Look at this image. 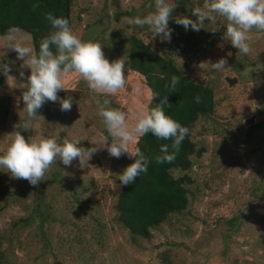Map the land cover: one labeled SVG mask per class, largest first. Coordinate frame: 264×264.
<instances>
[{
	"label": "rangeland",
	"instance_id": "rangeland-1",
	"mask_svg": "<svg viewBox=\"0 0 264 264\" xmlns=\"http://www.w3.org/2000/svg\"><path fill=\"white\" fill-rule=\"evenodd\" d=\"M169 3L175 4L174 0ZM204 0H190L173 10L169 28L180 47L168 48V40L133 23L154 11V0H72L71 29L83 41L103 47L109 61H125L126 85L114 97L88 95L74 90L72 108L61 111L59 102H46L42 116L27 119L21 90L0 71V154L9 134L21 131L29 137H67L81 146H101L110 139L97 115V101L110 99V107L127 110L145 107L148 89L129 74V38L141 37L152 49L171 57L190 78L213 88L215 106L191 128L196 149L187 172L188 205L151 230L144 239L132 235L116 217L120 191L119 173L129 165L128 155L109 156L106 149L93 155L86 169L79 161L71 166L54 163L38 186L14 179L0 169V247L8 264H264V32L250 33L252 51L242 55L224 40L226 21H205L200 31L175 23L174 17L192 16L191 9ZM118 15V19L116 18ZM33 46L31 34L23 31ZM0 36V69L8 65L17 83L21 60L5 46ZM227 59L222 71L200 70L201 61ZM139 85L141 93L135 89ZM136 94L138 100H133ZM254 117L252 124L245 119ZM131 123V118H129ZM257 124V125H256ZM253 129L251 130V127ZM184 171L175 170L179 176Z\"/></svg>",
	"mask_w": 264,
	"mask_h": 264
},
{
	"label": "clouds",
	"instance_id": "clouds-1",
	"mask_svg": "<svg viewBox=\"0 0 264 264\" xmlns=\"http://www.w3.org/2000/svg\"><path fill=\"white\" fill-rule=\"evenodd\" d=\"M175 7L176 4L169 3V0H154V11L143 17L137 16L130 23L141 28L147 26L155 37L170 41L172 30L169 28V20L173 19ZM191 13L195 19L181 15L174 17L175 23L182 25L185 30L190 27L198 32L204 28L206 20L215 24L217 17H222L226 21L224 40L242 55L252 51L249 43L252 30L264 32V0H204L203 6L192 8ZM46 19L52 31L40 42L38 53L18 26L9 27L2 37L7 49L14 51L17 59L22 61L20 77H25L23 69H30V74L20 83H17L16 77L9 75L8 65L0 69L7 79L13 80L15 88L21 90L20 99L27 116L21 127L25 131L31 130L32 121L42 117L38 111L46 102H59L61 111L71 110L73 98H61L58 95L59 91L66 90L64 78L70 73L78 74L92 93L107 97H114L127 83L123 59L109 61L99 43L83 41L73 33L68 19L51 13L46 14ZM209 63L211 70L222 71L227 65V59L222 57L216 62L201 61L197 67L208 70ZM179 83V75H172L166 87L176 92ZM135 91L141 93L139 85ZM157 98L158 94H153L149 103ZM195 102H201L199 95L195 97ZM110 103L108 98L103 103L97 101V115L110 138L101 139V146L91 142L92 147H83L80 140L67 137L59 142L49 137L26 139L21 131H13L9 134L7 147L0 154V169H5L14 179H24L32 186H38L45 180L46 173L54 163L59 161L64 166H71L73 161L78 160L79 167L86 169L93 155L106 149L111 157L118 159L127 154L130 159H134L119 173L120 184L127 186L147 171L148 164L141 149L137 146L130 150L129 145L134 141L138 143V138L148 133L157 139L171 141L172 154H169L168 144L162 145L160 151L163 155L155 157L156 163L174 161L175 154L180 151L190 130L165 114L163 105L168 103L167 97L155 107L141 109L129 106L127 110H121L110 107Z\"/></svg>",
	"mask_w": 264,
	"mask_h": 264
},
{
	"label": "trees",
	"instance_id": "trees-1",
	"mask_svg": "<svg viewBox=\"0 0 264 264\" xmlns=\"http://www.w3.org/2000/svg\"><path fill=\"white\" fill-rule=\"evenodd\" d=\"M71 1L0 0V36H4L9 27L18 26L31 34L33 48L38 53L40 42L52 31L46 14L51 13L56 17L68 19L71 27ZM174 2L181 8L190 4V0ZM115 19H118V15ZM179 47L177 34L171 32L168 48L175 51ZM128 66L129 74L149 90V101L153 94H158L156 100H152L151 104L148 101L143 108L155 107L160 100L167 97L168 103L163 105L165 114L190 130L171 163L158 164L155 161L156 156L163 155L160 148L164 144L169 145V154H172L170 140L157 139L148 133L139 137L138 143L134 141L129 145L130 150L137 146L141 149L148 160L147 171L142 172L132 184L121 185L115 204V219L132 235L149 239L153 228L167 220L171 214L183 211L188 205L187 185L191 184L193 179L187 172L193 166L192 156H201L204 151L203 148L196 149L191 138V128L200 116L214 111V91L210 85L197 83L190 78L171 57L161 55L136 35L129 38ZM172 75L180 77L176 92L166 87L170 84ZM64 84L66 90L58 92L61 98L71 96L78 87H83L88 95L102 96L92 93L76 73L65 77ZM197 95L201 97L199 104L195 102ZM138 99L135 94L133 100ZM133 162L134 159L128 156V163ZM175 170L184 173L175 176ZM3 259L4 253L0 247V264H8L3 262Z\"/></svg>",
	"mask_w": 264,
	"mask_h": 264
},
{
	"label": "water",
	"instance_id": "water-1",
	"mask_svg": "<svg viewBox=\"0 0 264 264\" xmlns=\"http://www.w3.org/2000/svg\"><path fill=\"white\" fill-rule=\"evenodd\" d=\"M66 1H67V0H66ZM253 121H254V117H253V116L248 117V118L245 119V123H246V124H252Z\"/></svg>",
	"mask_w": 264,
	"mask_h": 264
}]
</instances>
